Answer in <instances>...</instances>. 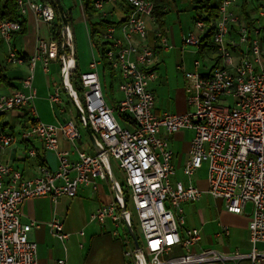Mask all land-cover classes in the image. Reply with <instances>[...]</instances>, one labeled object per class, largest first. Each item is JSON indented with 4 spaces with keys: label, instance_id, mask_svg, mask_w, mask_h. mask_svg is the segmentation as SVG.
<instances>
[{
    "label": "built area",
    "instance_id": "1",
    "mask_svg": "<svg viewBox=\"0 0 264 264\" xmlns=\"http://www.w3.org/2000/svg\"><path fill=\"white\" fill-rule=\"evenodd\" d=\"M210 1L218 13L210 41L216 61L206 75L185 74V113L156 115L149 85L156 78L157 52L172 47L160 32L154 34L152 45L135 43L136 38L147 37V21L153 13L150 0H89L91 11L106 22L95 35L103 45L102 56L94 57L79 74V90L70 85L72 92L64 85L63 74L69 80L77 69L73 30L58 0L57 14L52 6L39 0H15L20 16L31 11L49 31L48 38L37 37L33 55L25 59L10 47L12 34L20 29L19 22L0 20V40L8 47L6 63L26 64L29 71L21 82L22 91L0 95V116L27 109L33 124L20 133L21 140L39 141L45 151L56 155L58 166L52 171L40 166L37 176L24 179L19 171L0 163V264H37V245L28 240V233L39 225L21 222L20 206L25 200L75 198L79 187L94 188L96 180L109 176L110 159L123 175L141 241L131 231L132 215L125 203L102 207L90 219L117 222L121 216L132 243V248L124 252L125 264H264V251L257 247L264 243V70L259 41L264 27V0H245L258 5L255 30L250 35L231 10L237 0ZM108 6L123 18L110 22ZM53 23L59 28V42L51 35ZM235 27L237 42L233 50L227 37ZM194 28L198 34H190L184 44L199 50L209 27L196 21ZM103 61L121 94L113 107L105 99L100 78ZM51 62L60 63L61 85L48 95V101L60 104V95L65 94L76 112V121L47 124L37 117L34 69L41 63L47 73ZM193 65L198 69L201 62L196 60ZM80 128L90 143L89 150L77 147ZM186 130L193 136L181 168L187 179L183 182L173 180L176 170L168 137ZM61 139L68 142L71 151L60 149ZM11 142L10 134L0 132L2 148ZM29 154L35 156L34 151ZM203 166L208 195L221 201L227 212L247 217L248 252L197 251L200 230L182 228V205L201 199L202 191L192 179ZM48 226L55 238L67 239L62 222L53 220ZM228 233V227L221 226L220 234ZM78 234L83 236L81 231ZM176 250L179 254L174 253ZM56 264L67 263L62 259Z\"/></svg>",
    "mask_w": 264,
    "mask_h": 264
},
{
    "label": "crops",
    "instance_id": "2",
    "mask_svg": "<svg viewBox=\"0 0 264 264\" xmlns=\"http://www.w3.org/2000/svg\"><path fill=\"white\" fill-rule=\"evenodd\" d=\"M58 3L60 4L59 0ZM242 3L243 0H237L231 10L241 18L242 22H244L245 19L241 9L243 5ZM79 4L81 6V16L85 23L90 48L94 51L95 49L93 48L89 38V25L97 23L99 20L94 12H92L93 14L90 20H87L81 0H79ZM165 4L168 5V0L165 1ZM194 6L195 0L192 1L191 6L192 29L185 31L187 28L185 26L182 28L180 16L177 17V25L173 24L168 27L166 24L167 13L169 11L168 6L165 8L166 16L162 21L163 30L159 29V23L152 17L147 21L148 34L146 39H135V43L140 46L146 44L152 45L154 34L160 32L164 37H166L168 43L172 47L171 50L167 52L162 50L157 52L156 78L149 85V89L155 99L154 112L156 115H161L163 113H185L187 110L185 89L188 84L185 74L198 72L199 74L206 75L209 73L210 68L216 61V55L212 49L207 48L205 52L201 54L199 50L195 49V51L192 52L195 57L193 63L194 61L199 60L201 62V66L198 69H195L192 63L190 71L186 69V65L183 60V53L185 52V49L183 48L186 46L184 44V40L190 34H198L194 28V23L200 16L204 15L196 13L193 10ZM106 10L110 22H118L123 18L120 12L112 13L111 10L113 9H111L110 6H108ZM177 11L179 14V8H177ZM246 12L249 14L251 20H256V13L249 5L247 6ZM67 13L68 12H64L66 19L71 26L73 25L71 12H69L70 16L66 15ZM21 20L24 23L25 28L22 32L12 34L10 47L18 55L28 59L33 55L36 49L37 37L43 39L48 38L47 31H49V28L43 22L36 20L35 15L31 11H28L25 16H20V21ZM176 26L178 27L176 28ZM102 27L103 26H98L97 32L102 31ZM262 28L263 29L260 30L259 36L262 37L261 48L263 50L262 53L264 59V27ZM73 38L75 41L74 30ZM227 42L230 43L232 49L235 50L233 45L237 42L236 27L232 29L227 37ZM6 56L7 53L5 54L4 59L0 61V95H11L16 91H22L21 82L29 72L26 64H7ZM75 63L78 70L76 51ZM262 69L264 70V65H262ZM57 71H60L59 62L49 63L47 73L43 71L41 63H37L34 69L33 88L36 93L34 104L37 111V117L41 122L47 124H60L70 120H77L76 112L69 104L65 94L61 93L60 95V104H53L48 101V95L53 93L56 88H60L61 85L60 72V83L56 78H53V73H57ZM78 73L80 74L82 72ZM99 73L100 78L104 79L108 74V69L104 72L100 69ZM68 82L71 86H73L70 79ZM112 85L113 81L111 83V87ZM111 87L110 92L112 91ZM73 88L75 89L74 86ZM104 91L106 99L108 92L106 84ZM32 124L33 118L27 109L22 108L9 111L0 116V132L10 134L12 137V142L8 147L2 148L0 146V163L9 165L14 170L19 171L24 179H32L37 176L40 166H45L51 171L55 170L58 166L56 155L52 152L45 151L39 141L32 140L25 142L21 140L20 133ZM186 133H190V135L186 137ZM192 136V132L186 130L174 133L168 137L170 147L173 152V165L176 170V175L173 177V180L187 182V179L182 175L181 168L187 159V153L189 151ZM77 147L80 150L90 149V143L85 134L84 138L81 134V138L77 142ZM60 149L62 151H71L68 142L64 139L60 140ZM30 151L35 152L34 157L30 156ZM71 158H74V156H71ZM192 182L202 191L200 200H202L203 196H209L213 200L215 217L210 222L215 223L216 227L220 231L214 234V237L219 238L224 235L220 233L221 226L225 225L228 227L229 233L227 236H224L238 241V244L230 251L237 250L241 253L248 252L249 244L247 242L246 228L247 217L227 212L221 201L215 200L208 195L206 192V178L197 179L196 177V179H194L193 177ZM118 194L121 196V201L118 198ZM200 200L198 202H200ZM114 202L125 203L127 205V211H129V206H131V204L128 198V193L124 189V184L122 186L118 184L114 178L111 168H109L108 177L106 176L104 180L95 181L94 188L92 186L79 187L75 198L71 199L67 197H59L55 202H53L49 197H38L25 200L20 206L21 222L24 224L36 223L39 225L38 229H33L28 233V240L36 243L37 245V264H56L58 260L62 259H64L67 264H125L126 258L124 257V252L132 248V243L121 216L119 215L120 219L117 222L112 221L110 218H107L104 223H99L90 219L92 213L102 207H107ZM198 202H195V204ZM194 206V203L183 204V214L186 213V216L190 217L191 209L194 208ZM247 210H249V206L247 207ZM118 212L119 211H117V213ZM198 213H200V210ZM131 218L132 216L129 219L130 228ZM53 220L63 223L64 230L68 235L66 240L60 241L52 235L48 225ZM182 228L189 229L186 226L185 220ZM195 229H199L200 233L202 231L201 228ZM80 231L83 232V236H79L78 233ZM131 231L133 232L132 228ZM208 241L211 243L210 237H208ZM130 243L131 247L129 245ZM257 247L258 249L264 251V243L258 244ZM243 264L248 263L245 262Z\"/></svg>",
    "mask_w": 264,
    "mask_h": 264
},
{
    "label": "rangeland",
    "instance_id": "3",
    "mask_svg": "<svg viewBox=\"0 0 264 264\" xmlns=\"http://www.w3.org/2000/svg\"><path fill=\"white\" fill-rule=\"evenodd\" d=\"M2 3L4 0H1ZM60 5L63 8L64 12H68L66 15L70 16L69 12H71L72 18V29L74 30V37H75V51H76V60L78 66V72H83L87 67L88 63L92 61V57L98 59V53L96 50L92 51L90 48V42L88 36L86 34V27L85 23L81 16L80 4L79 0H59ZM192 1L193 0H168L169 11L167 13L166 24L168 27L172 26L173 24H178L177 17L180 16V22L182 23V28L185 26L187 29L190 30L193 28L191 25V14H192ZM177 8H179L180 12L178 14ZM251 10V9H249ZM113 18V17H111ZM178 26H176L177 28ZM263 29V28H262ZM184 30V29H183ZM184 31V32H185ZM259 41L261 43L262 37L259 36ZM184 47V46H183ZM184 53H183V60L186 65V69L190 71L191 65L193 60L195 59L192 52L195 51V48L192 46H185ZM263 52V50H262ZM7 53V44L0 42V61L4 59L5 54ZM264 59L262 56L261 64L264 65ZM100 69V67H99ZM102 77V76H101ZM53 78H56L57 81L60 83L59 71L57 73H53ZM112 79L110 78L109 74L102 79V82H105L107 85V95L106 101L108 102L110 107H113L121 98V94L118 92L117 89V82H113V90L110 92V87L112 83ZM72 84V83H71ZM73 88V86H72ZM73 90H75L73 88ZM80 133L83 135L84 132L80 128ZM190 133H186V137H188ZM110 168L114 175V178L118 182L120 186L124 184V178L122 177L121 172L117 168V164L110 159ZM205 179L206 178V167L203 166L194 176V179ZM194 208L191 209V216H186V213L183 214L186 226L189 229L192 228H201L200 237L201 240L196 246L197 251L207 250V249H216L218 251H230L233 250L234 247L238 244L237 240H232V238H226L224 235L215 238L214 234H216L219 229L216 227V224L210 222L215 217V209L213 205V200L209 196H203L202 200L198 203H194ZM183 208V205H182ZM200 210V213L198 211ZM129 211L131 212V228L136 236V238L140 241V228L138 225V220L136 218V214L131 206H129ZM220 232V231H219ZM208 237H210V242L208 241ZM131 247V243L129 244ZM175 254H179V251H174Z\"/></svg>",
    "mask_w": 264,
    "mask_h": 264
},
{
    "label": "trees",
    "instance_id": "4",
    "mask_svg": "<svg viewBox=\"0 0 264 264\" xmlns=\"http://www.w3.org/2000/svg\"><path fill=\"white\" fill-rule=\"evenodd\" d=\"M39 1L43 2V3H48L50 6H52V8L55 10V12L57 14L55 0H39ZM81 1L83 3L84 14H85L87 20H90L93 13L89 7V0H81ZM150 1L153 4L152 17L155 18L157 20V22L159 23V29L163 30L162 29V21L164 20V18L166 16V12H165V8H166L165 1L166 0H150ZM242 4L243 5H242L241 9H242V14H243L244 19H245V21L243 23L248 28L249 35H250L255 30L256 21L250 19L249 14L246 12V9H247V6L249 5L252 8V10L256 13L257 9H258V5L254 1L253 2H247L245 0H243ZM193 10L196 13L204 14L203 16H200L196 21H203L205 23V25L209 27V30L201 38V43H200V48H199V52L201 54V53L205 52V50L207 48L212 49V47L210 45V41H211L213 29H214V24H215L216 20L218 19V13H217L216 6L212 5L210 0H195V6H194ZM0 20L19 22L20 29L18 32H22L25 28L22 20L20 21V15H19L16 3H15V0H4L3 3L0 0ZM55 23H57V22H55ZM55 23H53L54 26L53 25L51 26L50 31H51V35H52L53 39H55L59 42L60 41L59 35H58L59 28H58V25ZM105 23L106 22L99 20L98 23H94V24L89 25V28H90V37L89 38H90V41H91L93 48L98 53V57L102 56L103 45L102 44L100 45L98 40L95 39V35L97 33L98 26H104ZM100 69L102 72H104L107 69V66H106L104 61L102 62V66L100 67ZM111 73L112 72H110L108 70V74H110V77L112 75ZM78 77H79V73H78V70L76 69L75 72L71 75L70 81L73 84V86L75 87V89H77V90H79L78 81H77ZM101 82H102V79H101ZM102 85H103V88H105V82H103ZM111 88L113 90V87H111ZM120 120L123 121V118L120 117Z\"/></svg>",
    "mask_w": 264,
    "mask_h": 264
},
{
    "label": "bare ground",
    "instance_id": "5",
    "mask_svg": "<svg viewBox=\"0 0 264 264\" xmlns=\"http://www.w3.org/2000/svg\"><path fill=\"white\" fill-rule=\"evenodd\" d=\"M63 82H64V85L66 86V88L69 90V91H71L70 90V84H69V82H68V79H67V75H66V73H64L63 74ZM72 92V91H71ZM118 198H119V200L121 201V196H120V194H118Z\"/></svg>",
    "mask_w": 264,
    "mask_h": 264
}]
</instances>
